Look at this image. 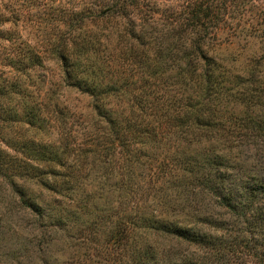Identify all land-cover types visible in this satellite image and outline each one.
<instances>
[{
	"label": "trees",
	"instance_id": "obj_1",
	"mask_svg": "<svg viewBox=\"0 0 264 264\" xmlns=\"http://www.w3.org/2000/svg\"><path fill=\"white\" fill-rule=\"evenodd\" d=\"M248 1L183 0L160 21L145 0H64L52 53L66 87L94 100L97 127L60 171L52 163L47 173L37 163L27 169L31 160L0 146V176H12L18 207L44 223L53 218L43 200L18 190L15 177L26 171L57 211L90 215L82 178L83 159L93 158L108 163L99 189L111 187L120 199L122 217L108 229L105 249L124 264H264V177L247 175L232 154L245 149L264 159V3ZM227 30L257 38L261 54L224 53ZM7 93L2 81L1 107ZM150 191L152 206H143ZM203 192L236 219V229L199 216ZM167 208L185 217L168 219ZM152 237L186 247L172 261L171 249L156 251Z\"/></svg>",
	"mask_w": 264,
	"mask_h": 264
},
{
	"label": "rangeland",
	"instance_id": "obj_2",
	"mask_svg": "<svg viewBox=\"0 0 264 264\" xmlns=\"http://www.w3.org/2000/svg\"><path fill=\"white\" fill-rule=\"evenodd\" d=\"M155 1L157 5L153 6ZM263 3L264 0H249L246 5L252 8ZM144 4L145 10L152 13V8L156 9V18L165 21L184 2L145 0ZM63 5L64 0H0V85L3 81L10 87V93L6 94L8 104L4 101L7 106L1 107L0 100V146L10 147L13 155L20 152V158L25 156L31 160L27 169L37 163L38 172L43 170L44 173L49 171L51 163L60 171V165L76 162L80 152H76L79 149L76 144H84L80 149H86L92 143L86 133L97 127L92 108L94 100L66 87L62 65L52 53L63 29ZM244 27H248L247 24L244 23ZM235 33V30H227L221 35L224 53L239 55L241 60L261 54L262 45L257 38L246 36L244 32ZM36 103L35 114H31L30 107ZM4 109L9 111L3 112ZM63 109L68 117L65 125L61 119ZM232 154L247 175L264 177V159L258 162L255 151L235 150ZM92 159H83L82 178L87 184L84 187L87 201L93 208L90 215L80 214L75 208L57 211L60 208L52 197L45 196L44 190L38 189L36 180H26L28 172L21 173V179L15 177L20 192L26 197L40 198L45 209L54 212L49 223L29 217L18 207L17 195L10 183L12 176L5 173L0 176V264H124L121 256L105 249L108 229L122 217L120 199L111 187L99 189L106 179L102 175L108 163H95ZM110 183H115V178H111ZM152 198L153 191L150 196L144 194L140 203L152 206ZM196 199L202 219L207 217V221H216L221 227H238L236 219L219 209L211 195L199 193ZM48 205L56 207L55 210H48ZM166 211L164 215L168 219L182 221L185 217L178 209L167 208ZM87 221L90 222L87 224ZM150 241H154L151 244L156 251L165 249L167 252L170 248L175 257L172 261L181 257L180 252L186 247L157 237ZM165 261L168 263L167 258Z\"/></svg>",
	"mask_w": 264,
	"mask_h": 264
}]
</instances>
